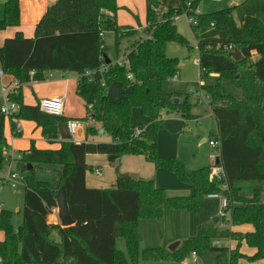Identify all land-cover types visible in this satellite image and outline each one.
<instances>
[{
    "label": "trees",
    "instance_id": "16d2710c",
    "mask_svg": "<svg viewBox=\"0 0 264 264\" xmlns=\"http://www.w3.org/2000/svg\"><path fill=\"white\" fill-rule=\"evenodd\" d=\"M21 0H6L0 31L21 26ZM201 0L194 2L192 10L187 0L179 8H170L161 19L155 14L159 0H148L147 38L140 41L125 57L128 67L109 63L108 85L120 83L123 89L118 102L109 100L96 75L94 82L85 76L87 71H98L107 57L103 48V34L114 32L116 38L131 36L136 30L119 27L116 22L117 0H58L48 7L35 27L34 36L25 37L20 31L6 38L0 45V66L5 75L19 82L8 98L20 106L16 120L32 121L42 129L50 142L59 139L58 123L68 124L64 117L41 112L39 105L24 104L23 86L42 82L52 71L78 74L77 94L86 103L92 126L86 129V141H63L58 150L31 148L20 161L33 169L25 180L22 225L15 229L11 213L0 211V257L3 264H129L126 255L118 250L116 242L123 238L131 261L139 258L154 262H184L193 254L215 252L217 264H264V203L256 192L253 198H243L237 181L264 182V0H247L243 4L210 14H197ZM194 17L191 23L199 49L201 78L218 74L215 85H203L211 95V113L217 124L220 166L225 179L212 176V166L189 172L176 158L164 159L158 154V134L163 128L162 113L178 112L188 122L196 119L190 106L176 104V97L163 90L166 80L174 77L178 60L166 54L169 42L187 45L176 26L182 14ZM218 44L232 45L242 54L233 59ZM189 47V46H188ZM190 48V47H189ZM254 55L258 58L254 60ZM101 56L106 61L101 60ZM132 75V79L128 75ZM14 80V81H15ZM229 82L241 90L236 99L223 85ZM140 108L149 123L140 126V132L131 127L132 113ZM7 118L0 115V171L10 160L11 151L5 135ZM10 121V120H9ZM15 133V123L10 121ZM16 137L21 133L15 134ZM101 135L109 142L94 140ZM144 156L156 169L174 174L177 179L195 188L189 197H168L152 180L119 179L111 189H90L86 185L88 155ZM116 159V160H117ZM37 164L60 167L59 182L52 186L33 177ZM227 184V189L223 185ZM64 187L68 206L75 224L68 228L50 225L48 218L58 208L56 196ZM222 194L229 202V223L233 228L252 226L247 233L219 231L215 224L200 228L197 237L185 240L174 252L154 248L141 250L139 223L157 220L167 211H195L202 198ZM56 233L60 242L53 238ZM217 238H230L236 249L214 246ZM255 250L244 254L242 244Z\"/></svg>",
    "mask_w": 264,
    "mask_h": 264
},
{
    "label": "rangeland",
    "instance_id": "374dc122",
    "mask_svg": "<svg viewBox=\"0 0 264 264\" xmlns=\"http://www.w3.org/2000/svg\"><path fill=\"white\" fill-rule=\"evenodd\" d=\"M159 1L161 2V5L157 7L155 11V14L159 17V19H161V16L167 13L170 8H179L181 5V0ZM5 2L6 0H0V19H3L4 17ZM231 2L232 0H202L197 10L202 14H210L216 11L230 8ZM147 4L148 0H118V6L120 7L117 17L118 25L120 27L127 26V28L129 29L136 30V33L131 36L120 37L119 39L116 38L115 33L112 31L105 32L103 34V48L106 57L113 64L123 60L125 56H127V54L132 51L137 42L146 38L145 29L147 24ZM191 23L192 22L190 18H188L185 14H182L176 18V26L178 32L186 39L187 44L190 48L187 45L181 44L179 42H169L167 44V56L170 58H176L178 60V67L176 70L178 79L176 81H173L171 79L166 80L163 85V90L167 94L174 95L176 99H178L181 103L187 102V104L190 106L191 114L197 118V122L188 123L183 121L181 114L178 112L164 111L162 114L164 119L171 118L176 119V121L180 122V124L178 125L182 134L178 133V137H175L173 139L169 135V137H167V140L171 139L174 145H178V147L181 149V159L186 163H183L176 157L171 156V158H176L181 163H183L189 172H193L201 168L210 166L212 164L211 157L214 154H217V151L210 147V145L208 144L209 140L214 139L212 135L217 134L216 120L211 113L212 98L208 90L205 88H201L200 86L215 85L219 78V75L215 73L210 74V76L206 79L201 78V70L198 63V41L193 29L191 28ZM22 27L20 26L21 31H23ZM13 30L14 28H7L0 31V45L3 44V41L7 37L5 35L12 33ZM257 58L258 56L254 55V60ZM50 73L53 74L52 79H60L62 78V75H65V79L70 80V86L68 87V90H74L75 92L73 85L74 83H77V73L52 71L47 73L45 80L48 81V75ZM3 79L4 85H1L0 77V109L6 104L5 98L2 95L3 88L8 89L10 83L15 80V78L9 74H7ZM223 85L236 99L240 100L242 98L241 90L233 87L229 82H224ZM24 88V96L30 94L33 97L32 86L27 84L24 85ZM106 90L109 99L112 101H118L123 92L122 86L118 82L109 85ZM114 98L116 100H114ZM69 107L71 108V111H68L69 109L64 110L65 118L69 122H76L83 128L87 129L89 123L85 119H87L88 117V111L83 100L79 98V100L77 99L74 101L72 97H70ZM142 117H146L145 115H143L142 110L140 108H135L133 110L131 119L132 127L135 128V130H138L140 126H144V124L142 125L141 123V120H143ZM9 123L10 121L9 119H7L5 125V135L11 152L13 153V158L15 159L13 164L15 165V169L17 171H20L23 175L27 176L28 171L25 170L27 164L19 160L24 152L30 150L33 147L42 150L54 149L53 145L49 143L47 138L43 136L42 129L38 128L37 124L32 121H21L23 133L20 136H17L12 142V132ZM204 137L207 139V142L201 143V139ZM96 140L100 142H109L110 138L107 136H100L99 139ZM109 158L110 156L102 154L89 155V159L87 160V165L89 167L87 171V184H89L88 186H91L90 188L93 187L92 185L96 186L95 188L99 189L114 188V186L117 185V181L120 179V175L126 174L127 169H137L140 174L144 172L149 173L150 170L146 168L147 165V167H151L153 170H156L151 163H149L150 166L146 164L148 162L144 156H122L113 162H111ZM59 170L60 167L56 165L37 164L34 166L33 177L36 181L46 182L52 186H56L59 182ZM96 170L101 171V176L95 173ZM8 171L9 162L6 161L0 171V179L5 176ZM127 174L132 175L134 173ZM90 180H92L93 183ZM235 188H238L240 190L239 194L241 197L248 199L253 198L256 192H258L260 194L261 200L264 203L263 182L237 181L235 183ZM24 192L25 185L23 183H19L17 188L15 189H12L8 186H0V211L4 209L11 213V223L15 229L19 228L22 225L23 221L22 213L24 209ZM166 194L169 197H185L171 195V193L169 194L167 192ZM221 211L222 208L220 206L217 218L220 217ZM171 220L179 224L183 222L179 221L177 217ZM214 220L212 219V222L207 225H213L215 223ZM228 221L229 220H222L221 226H218L216 228L219 231H225L228 229L231 230L232 227ZM3 238L4 234L0 233V241L1 239L3 240ZM221 239L231 241L230 238H217L216 240H214L213 244L215 246H218L216 242ZM236 247H234V249H236ZM117 248L126 255L129 260V264H195V258L192 256H190L184 262H154L144 260L142 257H140L138 262L135 263L131 261L128 255L125 239L120 238L117 240ZM249 250L251 249L249 248ZM201 258L202 261H204V264H217V254L215 252L203 254Z\"/></svg>",
    "mask_w": 264,
    "mask_h": 264
},
{
    "label": "crops",
    "instance_id": "0c3cea01",
    "mask_svg": "<svg viewBox=\"0 0 264 264\" xmlns=\"http://www.w3.org/2000/svg\"><path fill=\"white\" fill-rule=\"evenodd\" d=\"M57 1L58 0H22L21 5H20L21 6V27L23 26L22 29L24 32L21 31L20 27L14 28L12 33L5 35V36H7L6 38L14 37L17 34V32H19V31L27 38L33 37L36 25L39 23V21L41 20V18L43 17L45 12L47 11L48 7L54 5ZM117 6H118V0H117ZM119 9H120V7L118 6V12L116 14V22H117ZM117 24H118V22H117ZM122 28H127V26L126 27L123 26ZM146 28H147V24H146ZM145 33H146V29H145ZM146 38H147V34H146ZM140 41H142V40H140ZM139 42H137V44ZM136 45L134 46V48L136 47ZM1 71L2 70H1V66H0V72ZM5 76L6 75L4 74L3 78H5ZM48 76H49L48 81L44 80L42 82H31V83H29V85L32 86L33 97L30 94L24 96V104L27 106H37V105H39L40 101L43 99L52 98V97H62L65 101L64 110L69 109L68 111H71V108L69 107V98L72 97V99L74 101L77 99L79 100V98H80L77 94L78 78H77V83L76 84L74 83V85H73L74 89H75V92H74V90H72V91L68 90V87L70 86V80L65 79V75H62L63 79L62 78L52 79L53 74H51V73ZM3 78L1 77V85H4V79ZM25 85H27V84H25ZM18 87H19V85H15L14 81H13L10 83L9 89H10L11 93H13L16 91V89ZM23 89H25L24 86H23ZM121 97H120V99H121ZM114 100H116V99L114 98ZM118 101L116 100L114 102H118ZM83 102H84V100H83ZM85 107H86V103H85ZM63 117L65 118L64 115H63ZM142 119L143 120H141V118H140V120L142 121L141 122L142 125L143 124H144V126L148 125V123H149L148 118L142 117ZM162 120H163V128H162V130H160V132L158 134V154H159V156L164 158V159L165 158L166 159L171 158V156L176 157V158L180 159L183 163H186L181 159V149L178 147V145L177 144L174 145L173 142L171 141V139L167 140V137H169V135L173 139L175 137H178L179 134H182V132H180L179 125H178V124H180V122L176 121V119H171V118L164 119L163 116H162ZM183 121L188 122L184 119H183ZM71 122L68 121V124H66L68 126V128H69V124ZM87 122L89 123V126L93 125L92 120H88ZM191 122H197V118ZM216 126H217V124H216ZM79 127L81 129V132H80L81 136L86 138V128H83L81 125H79ZM131 127H132V123H131ZM133 129H135V128H133ZM187 130H189V129H187ZM22 133H23V127H22L21 134ZM59 134H60V132H59ZM102 136L103 135H101V137ZM15 138L16 137H14L12 134V137H11L12 142L15 140ZM96 139H99V138L94 139L95 143L99 142ZM61 142H63V140H61V136H59V139L55 140L54 142L49 141V143H51L53 145V148H54L53 150L60 149ZM206 142H207V139L205 137L201 139V143H206ZM208 144H209V142H208ZM88 159H89V155L86 158V162ZM149 163L150 162H148L146 164L149 165ZM153 167L156 169V167L154 165H153ZM146 168L150 170L149 173L144 172V173L140 174V172H138L137 169H133V168L127 169L126 173L137 174L139 179L141 178L143 180H152V181H154V184L157 188L164 190L165 193L166 192L169 194L171 193V195L189 197V196H192L195 194V188L193 186L181 183L174 174H172L168 171L162 170V169L153 170L151 167H147V165H146ZM97 171H99V170H96L95 173H97ZM99 172H100L99 175L101 176V171H99ZM90 181L93 183L92 180H90ZM87 182H88V177L86 174V185L88 188H90L91 186H88L89 184H87ZM92 186L94 188L92 187L90 189H99V188H95L96 186H94V185H92ZM171 198H174V197H171ZM263 200H264V198H263ZM220 206H221V200L220 199L209 198L207 196V197L202 198L200 207L193 212H190L187 210L167 211L164 213L163 217L160 219H157V220H147V219L141 220L139 223V236H140V248H141V250L154 249V248L169 250L168 247H170V245L177 243V242H180V246H181L183 241H185L186 239L197 237L199 234L200 228L202 226L210 224L212 222V219L213 220L215 219L214 224L216 225V227L221 226L222 220L220 219V217L217 218ZM175 217H177L179 219V221H183V222L180 224L173 222L171 219H173ZM48 223L50 225H61V222H60L59 217H58V208H57L56 212H53V214L49 216ZM231 230L239 231L242 233H247V232L252 231L253 227L246 225V226H241V227H236V228L232 227ZM0 233H3V232H0ZM53 238L57 242H60V240H61L60 237L56 233L53 234ZM3 240H4V238H3ZM3 240L1 239V241H3ZM216 243L218 244V246H216V247H223V248H228V249H234V247H236V244H237L235 241H232V240L228 241L226 239H221V240L217 241ZM116 246H117V242H116ZM246 247H248V246L245 243H243L241 251L244 254H247L249 256L253 255L255 250H253V249L249 250V248H246ZM192 257L195 258V264L197 263L198 260H200L201 263L204 264V261H202L201 257L194 255V254L192 255ZM217 257H218V254H217ZM240 264H247V263L245 261H242Z\"/></svg>",
    "mask_w": 264,
    "mask_h": 264
},
{
    "label": "built area",
    "instance_id": "2783aa9c",
    "mask_svg": "<svg viewBox=\"0 0 264 264\" xmlns=\"http://www.w3.org/2000/svg\"><path fill=\"white\" fill-rule=\"evenodd\" d=\"M195 1H197V0H187V7L189 8V11L192 10V7H193V4ZM246 1L247 0H232L231 7L239 6ZM196 13L201 14L198 10L196 11ZM185 15L188 17L187 13ZM190 20H191L192 24H197V20L194 17H190ZM217 48L222 49L223 51L228 52V53H232L236 50L232 45H229V44H218ZM100 58L102 61H106L105 57L101 56ZM114 65H116L119 68L128 67V62L124 58L123 60L118 61ZM109 70H110L109 64L104 62L98 71H87L85 73V76L88 78L89 82H94L96 80V75H99L100 76L99 77L100 85L103 89L106 90L109 86L108 82H107L109 79ZM3 75H4V73H3V71H1L0 76L3 77ZM128 78L132 79L133 77L131 74H129ZM169 79L176 81L178 79V75H175L174 77H171ZM14 84L19 85V82L17 80H15ZM10 93H11V91L9 88L8 89L3 88L2 95L5 98L6 104L4 107H2L0 109V115H4L10 121H12V120L14 121L15 133L12 132V134L14 137H16L15 134L22 132L21 121L16 120V116L20 113V106L16 103H12L11 101H9L8 96ZM39 107H40V110L42 113L60 118V117H63V115H64L65 101L62 97L47 98V99H43L40 101ZM69 131H70V134L72 136V142L80 144V143H83L86 141V138L81 136V134H80L81 129L76 122H71L69 124ZM140 132L141 131L138 130L137 135H139ZM209 145H210V147H212L213 149H215L217 151V154H214L211 157L212 176H213V178L217 179L218 181H223L225 179L224 170L220 166V164L217 163V160L219 159V156H220V154H219V143L215 139H212V140H209ZM9 156L11 157V160H8L9 171L7 172V174H5V176H3L0 179V186H3V187L8 186L12 189H15V188H17L19 183H23L25 185L26 176L23 175L20 171H17L15 169V165L13 164L15 159L13 158V153L11 151L9 152ZM97 174L99 175L100 172L97 171ZM223 188L227 189V184H224ZM208 197L209 198H218L221 200L222 211L220 214V219L221 220H229L230 214L228 212V209H229L228 199L222 194H210V195H208ZM56 211H57V209H55L53 212H56ZM0 264H3V260L1 257H0Z\"/></svg>",
    "mask_w": 264,
    "mask_h": 264
},
{
    "label": "water",
    "instance_id": "95a60500",
    "mask_svg": "<svg viewBox=\"0 0 264 264\" xmlns=\"http://www.w3.org/2000/svg\"><path fill=\"white\" fill-rule=\"evenodd\" d=\"M230 56L235 59V60H240L242 58V54L240 53L239 50H235L232 53H229ZM111 61L107 58V64H109ZM176 104H179L180 101L178 99H176L175 101ZM59 126V132H60V136H61V140L63 141H68L71 142L72 141V136L70 134L69 128L66 124L59 122L58 123ZM117 159L116 156H110L109 160L111 162L115 161ZM217 163L220 164V159L217 160ZM33 169L32 165H28V171H31ZM120 179L121 180H125V179H132L134 181H138L139 177L135 174H122L120 175ZM56 200H57V204H58V217L59 220L61 222L62 227L64 228H68L71 227L75 224V221L73 220L70 210H69V206H68V196H67V192L66 189L64 187H62L56 196ZM180 246V242L174 243L173 245H171L169 247V251L174 252L176 251ZM196 264H202L200 260L197 261Z\"/></svg>",
    "mask_w": 264,
    "mask_h": 264
}]
</instances>
